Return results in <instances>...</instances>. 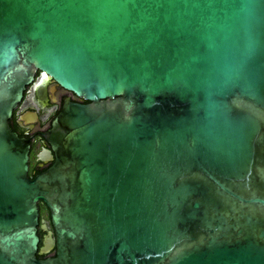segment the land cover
<instances>
[{"label": "water", "instance_id": "obj_1", "mask_svg": "<svg viewBox=\"0 0 264 264\" xmlns=\"http://www.w3.org/2000/svg\"><path fill=\"white\" fill-rule=\"evenodd\" d=\"M38 71L89 103L31 179ZM0 264H264V0H0Z\"/></svg>", "mask_w": 264, "mask_h": 264}, {"label": "flooded vegetation", "instance_id": "obj_2", "mask_svg": "<svg viewBox=\"0 0 264 264\" xmlns=\"http://www.w3.org/2000/svg\"><path fill=\"white\" fill-rule=\"evenodd\" d=\"M79 104L89 102L77 97L74 93L62 88L50 76L38 71L33 83L27 87L24 99L14 111L10 121L11 128L20 138L29 142V177L34 179L45 172L54 163V153L45 135L51 130L52 123L62 110L65 100ZM40 224V248L50 238L54 239V230L50 222V212L46 205L39 203ZM47 247H52L48 244ZM55 255V248L43 255L40 259H46Z\"/></svg>", "mask_w": 264, "mask_h": 264}, {"label": "trees", "instance_id": "obj_3", "mask_svg": "<svg viewBox=\"0 0 264 264\" xmlns=\"http://www.w3.org/2000/svg\"><path fill=\"white\" fill-rule=\"evenodd\" d=\"M40 236V234H38ZM41 237V236H40Z\"/></svg>", "mask_w": 264, "mask_h": 264}]
</instances>
